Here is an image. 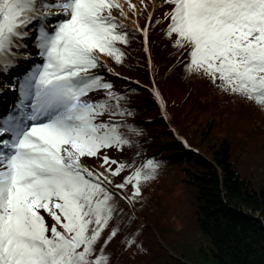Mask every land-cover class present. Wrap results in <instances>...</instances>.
I'll list each match as a JSON object with an SVG mask.
<instances>
[{"label": "snow or ice", "instance_id": "1", "mask_svg": "<svg viewBox=\"0 0 264 264\" xmlns=\"http://www.w3.org/2000/svg\"><path fill=\"white\" fill-rule=\"evenodd\" d=\"M164 4L171 6L166 35L186 51L187 70L264 105V0ZM113 9L126 17L120 0H0V69L13 66L14 50L27 47L36 24L44 61L20 83L18 103L0 115V264H108L104 248H96L117 211L106 184L128 165L104 156L105 172L93 173L81 161L129 143L112 119L124 115L121 98L92 73L97 53L116 63L123 56L117 44L127 43V32ZM52 17L63 18L52 24ZM101 91L105 99L90 98ZM105 114L107 121L100 119ZM155 168L149 160L116 187L131 184L138 195ZM42 212L55 222L51 227Z\"/></svg>", "mask_w": 264, "mask_h": 264}, {"label": "trees", "instance_id": "2", "mask_svg": "<svg viewBox=\"0 0 264 264\" xmlns=\"http://www.w3.org/2000/svg\"><path fill=\"white\" fill-rule=\"evenodd\" d=\"M157 1L162 8L150 16L145 45L137 31L124 27L127 43L117 44L123 52L121 62L103 54L117 75L100 76L113 85L112 91L121 98L119 110L124 112L112 119L122 125L120 131L129 143L122 150L113 147L97 157H85L94 159L95 165L104 156L128 165L119 176H109L112 183L106 184L114 193L117 211L101 234L97 252L104 248L108 264H145V217L158 221L176 206L171 196L177 182L171 171L180 169L195 226L209 245L208 252L194 251L174 264H264V185L253 188L230 155L231 140L239 134L253 133L264 141V105L225 92L203 74L189 72L186 51L174 46L175 37L166 35L165 15L171 6ZM140 18L145 20L146 15ZM31 44L36 47L35 38ZM23 49L14 50L17 59H22ZM90 98L103 100L105 95L93 92ZM100 119L110 117L105 114ZM256 142L264 154V146ZM149 160L156 165L153 178L140 185L138 195L131 184L116 187ZM106 167L101 162L97 173ZM164 200L169 203L165 208ZM42 215L49 227L55 223L47 213ZM113 229H118L117 234L105 247ZM129 240L134 243L129 245Z\"/></svg>", "mask_w": 264, "mask_h": 264}, {"label": "rangeland", "instance_id": "3", "mask_svg": "<svg viewBox=\"0 0 264 264\" xmlns=\"http://www.w3.org/2000/svg\"><path fill=\"white\" fill-rule=\"evenodd\" d=\"M120 2L124 6L126 17H122L117 9L112 10V15L116 17L117 21L122 23L124 27L140 31H142L141 24L145 21L140 18V15L144 13L146 16H150L156 9L162 8V6L158 5L157 0H130L131 5L135 6L134 9H130L129 5L124 3V0H120ZM159 4L162 5L160 2ZM53 12L55 11L53 10ZM62 18L63 17H52L50 23L55 24L57 20ZM141 20H143L142 23ZM27 50L32 52L31 57L28 59H33V65L23 62L21 64L22 68L20 69H24V71L31 69L32 72L33 66L36 65L37 67L41 65L42 60L39 53L32 47H28L26 51ZM98 57L100 64H108L103 54ZM20 69L19 71H21ZM103 70V67H98L92 71H95L96 75H102ZM11 76L12 73H10V77ZM6 83H10L8 77ZM9 88L14 98L13 104L14 102L18 103L17 91L13 90L11 87ZM5 92L6 90H4V93ZM4 99L5 98H0V102L4 101ZM10 107L12 108V106H8V108ZM216 129H218V127H216ZM219 134H221L220 129ZM256 141H259L264 146V141L260 140L253 133L251 136L239 134L231 140L230 152L232 161H236L239 174L243 178L249 180L253 185L252 187L255 189L264 185V154L262 151L260 153V148L257 146ZM257 159L260 160V164L256 161ZM81 162L85 168L91 172L97 173V168L101 166L103 159L97 162L96 165L93 163L94 159L87 160L85 157L82 158ZM171 177L177 182V187L171 196L172 202L176 203V206L170 209L164 217L159 216L158 221L148 216L145 217V264H174L177 259H180L182 256L187 257L194 251L199 252L204 248L205 251L208 252L207 246L209 243L206 237L202 236L195 226L193 209L190 206L186 184L181 182L182 173L180 169L172 170ZM159 195L165 198L163 192ZM163 203L165 204L164 208L169 206L166 200H164ZM48 217L50 216L48 215Z\"/></svg>", "mask_w": 264, "mask_h": 264}, {"label": "bare ground", "instance_id": "4", "mask_svg": "<svg viewBox=\"0 0 264 264\" xmlns=\"http://www.w3.org/2000/svg\"><path fill=\"white\" fill-rule=\"evenodd\" d=\"M7 95H10L11 98L13 97L11 93H7ZM3 107H4V106L2 105V106L0 107V109H3Z\"/></svg>", "mask_w": 264, "mask_h": 264}]
</instances>
